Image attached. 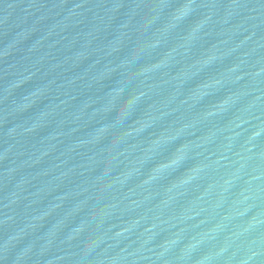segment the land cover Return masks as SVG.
<instances>
[{
  "label": "water",
  "instance_id": "obj_1",
  "mask_svg": "<svg viewBox=\"0 0 264 264\" xmlns=\"http://www.w3.org/2000/svg\"><path fill=\"white\" fill-rule=\"evenodd\" d=\"M0 264H264V0H0Z\"/></svg>",
  "mask_w": 264,
  "mask_h": 264
}]
</instances>
